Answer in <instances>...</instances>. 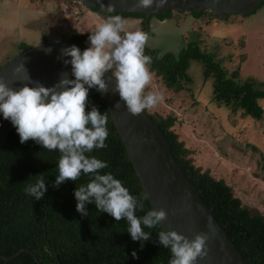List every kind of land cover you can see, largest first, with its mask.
<instances>
[{
  "label": "trees",
  "instance_id": "16d2710c",
  "mask_svg": "<svg viewBox=\"0 0 264 264\" xmlns=\"http://www.w3.org/2000/svg\"><path fill=\"white\" fill-rule=\"evenodd\" d=\"M263 5L264 1L251 14ZM89 11L121 14L96 9ZM206 13L210 19H214L209 10L196 14L172 11L153 17L162 21L173 14L199 18ZM124 15L144 17L140 14ZM90 34L74 31L68 39L62 40L86 49L90 47ZM196 40L197 36L187 43L179 54L178 62L171 59L170 55L158 59L154 52L145 48V55L152 59L151 64L147 66L150 73L161 77L162 83L158 86L165 90L181 92L185 86L181 79L186 78L188 60H201L204 64V78L213 80V100L217 104L225 106L231 114L240 112L243 117L256 121L262 119L264 89L256 88L251 78L238 84L236 78L239 70L228 74L216 61L215 56L204 52ZM19 47L21 52L31 48L24 43ZM170 62H175V70L170 67ZM109 72L113 76L112 71ZM150 88L146 86L143 94L146 95L145 91ZM93 105L98 107L101 114L107 111V147L93 149L85 154L108 164L107 168L100 170V174L111 173L135 197L145 195L104 101L99 95L89 93L86 112L91 111ZM144 112L164 133L178 166L207 207L212 210L215 219L244 261L247 264H264V216L252 215L248 209L242 207V201L234 196L231 187L224 180L215 179L209 170L194 166L191 151L173 130L177 121L174 115L161 116L159 112H150L148 109ZM59 156V151L44 149L34 140L29 139L21 143L16 128L0 140V257L8 259L21 250L29 251L12 261L0 260V264H168L170 249L163 248L158 242V233L163 230L161 225L144 228L145 232L151 234L150 240L133 241L127 232L126 220L117 222L109 214L99 212L94 203L87 204L88 215L81 216L76 211L74 190L86 185L93 178V174L82 173L75 182L65 181L59 188H54L52 185L58 174ZM39 174H44L46 178L47 191L42 199L36 200L27 196L24 188L25 182L30 179L28 182L34 183L35 176ZM143 204V211L137 209L138 217L152 209L148 199L144 200ZM133 251H136L138 258L132 257Z\"/></svg>",
  "mask_w": 264,
  "mask_h": 264
},
{
  "label": "rangeland",
  "instance_id": "374dc122",
  "mask_svg": "<svg viewBox=\"0 0 264 264\" xmlns=\"http://www.w3.org/2000/svg\"><path fill=\"white\" fill-rule=\"evenodd\" d=\"M108 16L115 15L93 13L75 0H0V67L21 52L22 43L35 47L64 41L74 31L91 33ZM119 16L127 21L126 28L145 32L144 17ZM146 33L145 48L158 59L170 55L177 62L197 36L201 49L213 54L228 74L239 70L238 84L251 78L256 88L264 89V5L254 14L224 20L210 19L208 13L199 18L173 14L162 21L152 17ZM170 67L175 70V62ZM203 71L201 60L189 59L181 92L157 89L161 77L151 74V88L145 93L157 92L163 98L148 110L174 115L173 130L191 151L194 166L224 180L252 215L264 216V115L256 121L217 104L213 80L204 78Z\"/></svg>",
  "mask_w": 264,
  "mask_h": 264
},
{
  "label": "clouds",
  "instance_id": "9594fccd",
  "mask_svg": "<svg viewBox=\"0 0 264 264\" xmlns=\"http://www.w3.org/2000/svg\"><path fill=\"white\" fill-rule=\"evenodd\" d=\"M98 3L101 9L106 8L108 12L115 8L112 2L106 7L102 0ZM167 3L168 0H137L134 7L147 9L155 5L156 8H163ZM126 23L119 15L108 16L91 32L88 37L90 47L83 52L75 45L61 49V57L71 58L64 63L71 64L75 79H68V74L62 73L59 83L53 87L24 84L15 90L0 77V113L11 120L21 143L31 139L44 149L59 151L54 188H59L65 181L75 182L82 173L93 174L86 185L74 190L76 211L81 216H87L86 205L94 203L99 212L109 214L117 222L126 220L127 232L133 241H148L151 234L144 228L161 225L168 213L163 208L157 210L153 207L138 217L137 209L143 211V201L148 197L131 195L128 188L111 173L100 174V170L107 168L108 164L85 154L107 147V111L101 114L95 105L91 111L85 110L89 89L95 87L102 93L108 91L103 78L106 72L112 71L116 80L113 91L119 93L132 115H139L145 109L156 106L163 98L157 92L143 94L152 80L147 67L152 59L145 55L149 36L140 28H126ZM46 51L50 53L51 49ZM21 72L30 80L24 63L13 69L14 75ZM35 177L34 183H29L30 179L25 182L24 192L40 200L47 191L46 178L44 174ZM209 239L206 232L197 233L191 240L175 230L158 233L159 244L171 252L168 264H196L198 258L208 256ZM132 257L138 258L136 251L132 252Z\"/></svg>",
  "mask_w": 264,
  "mask_h": 264
},
{
  "label": "water",
  "instance_id": "95a60500",
  "mask_svg": "<svg viewBox=\"0 0 264 264\" xmlns=\"http://www.w3.org/2000/svg\"><path fill=\"white\" fill-rule=\"evenodd\" d=\"M77 1L88 9L108 12L106 8L101 9L98 0ZM263 1L168 0L163 8H156L153 5L147 9H140L134 7L137 0H102L105 7L109 2L115 5L111 13L143 15L145 32L149 30V19L158 14H168L172 11L180 14H196L209 10L215 20H224L231 15L247 16ZM72 45L77 46L81 52L85 50L84 47L69 41L31 47L1 66L0 77H3L15 90L20 89L24 84L33 87L38 83L44 87H53L59 83L62 73H67L68 79H75L71 73V64L64 63V60L71 58L61 57V49ZM47 49H51V52L48 53ZM21 63H24L30 80L25 78L24 72L13 74V69ZM103 78L108 85V91L102 93L93 87L89 89V93L99 95L104 101L152 208L157 210L163 208L168 213L167 218L162 221V229L175 230L189 240L200 232L209 234L208 256L203 259L198 258L196 264H247L215 219L212 210L207 207L178 166L164 133L144 111L139 115L128 112L119 93L113 91L116 80L109 71ZM117 103H119L118 107H116ZM14 128L11 120L5 119L0 113V140ZM24 252L29 251L24 249L11 258L0 257V260L12 261ZM33 258L39 263L34 255Z\"/></svg>",
  "mask_w": 264,
  "mask_h": 264
},
{
  "label": "crops",
  "instance_id": "0c3cea01",
  "mask_svg": "<svg viewBox=\"0 0 264 264\" xmlns=\"http://www.w3.org/2000/svg\"><path fill=\"white\" fill-rule=\"evenodd\" d=\"M149 24H150V22H149ZM153 83L155 84V82H154V81H153ZM155 87L158 89V85H156V84H155Z\"/></svg>",
  "mask_w": 264,
  "mask_h": 264
},
{
  "label": "flooded vegetation",
  "instance_id": "af4514ba",
  "mask_svg": "<svg viewBox=\"0 0 264 264\" xmlns=\"http://www.w3.org/2000/svg\"><path fill=\"white\" fill-rule=\"evenodd\" d=\"M89 10V9H88ZM94 13V12H93ZM149 26H150V24H149ZM145 30V29H144Z\"/></svg>",
  "mask_w": 264,
  "mask_h": 264
}]
</instances>
